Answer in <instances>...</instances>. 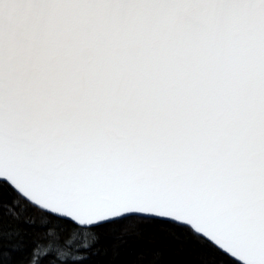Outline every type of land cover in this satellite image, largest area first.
I'll return each mask as SVG.
<instances>
[{
	"label": "snow or ice",
	"instance_id": "6c2138e0",
	"mask_svg": "<svg viewBox=\"0 0 264 264\" xmlns=\"http://www.w3.org/2000/svg\"><path fill=\"white\" fill-rule=\"evenodd\" d=\"M102 239L264 264V0H0V264Z\"/></svg>",
	"mask_w": 264,
	"mask_h": 264
},
{
	"label": "trees",
	"instance_id": "16d2710c",
	"mask_svg": "<svg viewBox=\"0 0 264 264\" xmlns=\"http://www.w3.org/2000/svg\"><path fill=\"white\" fill-rule=\"evenodd\" d=\"M36 215L38 218L39 214ZM98 249V254L88 257V264H119L120 258H114L112 249L109 247V241L102 239Z\"/></svg>",
	"mask_w": 264,
	"mask_h": 264
},
{
	"label": "water",
	"instance_id": "95a60500",
	"mask_svg": "<svg viewBox=\"0 0 264 264\" xmlns=\"http://www.w3.org/2000/svg\"><path fill=\"white\" fill-rule=\"evenodd\" d=\"M241 264H242V262H241Z\"/></svg>",
	"mask_w": 264,
	"mask_h": 264
}]
</instances>
